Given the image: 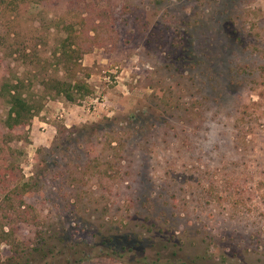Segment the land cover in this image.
Instances as JSON below:
<instances>
[{
  "label": "rangeland",
  "instance_id": "obj_1",
  "mask_svg": "<svg viewBox=\"0 0 264 264\" xmlns=\"http://www.w3.org/2000/svg\"><path fill=\"white\" fill-rule=\"evenodd\" d=\"M66 23L89 47L74 102L41 91L70 75ZM15 77L42 107L7 129L0 95V225L14 173L38 216L0 264H264V0H0Z\"/></svg>",
  "mask_w": 264,
  "mask_h": 264
},
{
  "label": "trees",
  "instance_id": "obj_2",
  "mask_svg": "<svg viewBox=\"0 0 264 264\" xmlns=\"http://www.w3.org/2000/svg\"><path fill=\"white\" fill-rule=\"evenodd\" d=\"M64 32L65 35L60 39L57 50L59 51L60 61L68 66L67 72H69L70 75L68 79H58L56 77L45 78L41 82V91L45 96H62L65 101L74 102L92 92V88L89 84L81 76H76V71L82 69L78 60L81 54L89 47L86 43L87 33L84 32L81 26L79 27L73 23H66L64 25ZM83 74L87 76V73L84 72ZM24 91L23 81L17 77L4 80L0 85V95L6 105L3 124L7 129L15 127H19V129L24 128L42 107L39 100H35L30 94ZM117 143H120V141H117ZM10 163V161H4L0 164V168L3 169L10 166ZM16 166L15 164V167ZM4 174V171L0 172V184L4 182ZM11 175L10 178H7L10 188L7 190L6 194V207L12 209L15 217V226H7L6 231L3 230L4 224H1L0 240H6V238H8L10 239L8 240L9 243L12 244L13 242L11 240L16 241L18 239L15 236L19 232L17 231L19 221H27L25 216L29 214L32 215L29 216L31 221L34 220V217L36 219L38 216L36 211V197L34 194L36 193V189L40 186L37 183L39 178H36V181H34L32 178H25L19 173ZM37 227L40 228L38 223ZM20 254L18 252L16 255L9 256L11 260L13 259L11 264L21 263L19 259H21L22 255ZM81 257V255L78 256V258H75V261L79 260Z\"/></svg>",
  "mask_w": 264,
  "mask_h": 264
}]
</instances>
